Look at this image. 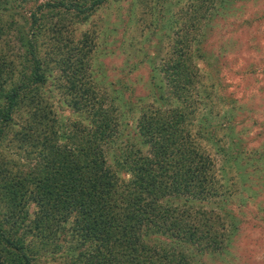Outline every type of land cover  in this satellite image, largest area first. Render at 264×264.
I'll return each instance as SVG.
<instances>
[{"label": "trees", "instance_id": "obj_1", "mask_svg": "<svg viewBox=\"0 0 264 264\" xmlns=\"http://www.w3.org/2000/svg\"><path fill=\"white\" fill-rule=\"evenodd\" d=\"M29 1L0 0V33L16 31L21 48H0V153L6 143L23 155L17 161L0 155V264H40L47 257L58 264H196L219 252L215 221L199 208L216 205L215 166L187 129L198 104L191 101L197 81L187 71V51L213 0L191 6V21L171 45L176 54L163 58L151 87V100L170 107L167 120L159 122L157 109L151 116L152 102L140 98L131 135L128 123L113 116L116 110L124 115L120 93L101 94L70 57L55 59L61 72L55 79L31 38L43 29L52 33L50 41L70 32L51 7L85 14L107 0H89L88 7L46 1L36 10ZM18 5L27 6L28 19L22 16L21 26L11 20L6 32V11ZM55 81L72 121L52 107L47 86ZM213 127L204 124L202 138ZM195 206L196 215L186 220V209Z\"/></svg>", "mask_w": 264, "mask_h": 264}, {"label": "rangeland", "instance_id": "obj_2", "mask_svg": "<svg viewBox=\"0 0 264 264\" xmlns=\"http://www.w3.org/2000/svg\"><path fill=\"white\" fill-rule=\"evenodd\" d=\"M46 1L59 2L28 3L36 10ZM65 1L73 7V0ZM75 1L83 7L90 4L89 0ZM197 1L201 0H107L85 14L51 7L68 21L70 32L63 31L61 38L50 41L52 33L43 29L31 38L55 79L61 74L55 59L70 57L86 69L88 82L101 94L120 93L124 115L116 110L113 116L128 123L130 128L124 130L131 135L140 98L152 102L150 115L157 109L159 122L168 118L170 107L151 100V87L160 80L163 58L176 54L171 48L175 33L191 21V6ZM26 7L9 6L4 17L6 32L11 20L21 26L22 16L28 19ZM212 8L187 51V71L197 81L191 101H198L187 129L189 139L199 144L215 166L211 183L217 195H211V200L216 205L199 208L215 221L211 225L214 238L222 244L219 252L201 255L196 264H264V0H213ZM45 17L50 18L48 13ZM7 34L0 33V48L20 52L16 31ZM7 45L14 46L7 49ZM58 84L47 86L52 91V107L59 117L72 121L73 109L63 102ZM209 123L214 126L209 139L202 138L203 125ZM19 152L4 143L0 155L17 161L23 157ZM196 208L186 209L190 211L186 220L193 219ZM51 262L47 257L39 263L58 264Z\"/></svg>", "mask_w": 264, "mask_h": 264}]
</instances>
